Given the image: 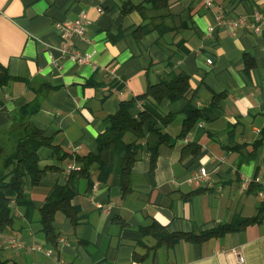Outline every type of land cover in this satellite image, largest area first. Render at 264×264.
<instances>
[{
  "label": "crops",
  "instance_id": "1",
  "mask_svg": "<svg viewBox=\"0 0 264 264\" xmlns=\"http://www.w3.org/2000/svg\"><path fill=\"white\" fill-rule=\"evenodd\" d=\"M146 0H0V64L13 77L0 84V131L9 128L13 113L45 94L32 117L34 125L52 144L72 155L97 151V137L110 125L122 100L143 94L150 82L171 68L167 59L177 51L175 67L190 74L188 97L158 102L137 99L131 112L148 111L157 119L175 113L158 128L177 137L162 143L151 169L149 146L159 135L146 126V139L132 169V189L124 193L120 174L107 180L97 175L99 164L89 159L60 158L40 137H26L24 145L50 168L28 191L37 207L43 206L57 184L65 183L69 163L88 169L94 185L79 180L80 192L72 204L79 207L78 222L56 213L54 225L65 244H54L37 219L29 221L19 207L13 225L0 232V260L5 264H235L234 248L247 264H264V217L236 231L200 242L185 238L158 244L144 233L154 222L169 235L210 230L237 217H253L264 202V29H241L236 36L218 26L217 12L205 0H169L168 7L122 12L124 2ZM237 16L261 10L264 0H216ZM101 7L100 11L98 8ZM86 10L92 19L86 37L74 35V46L92 55L81 64L64 53L65 37L57 22L74 19ZM163 14V16H161ZM155 16V18H152ZM164 22L137 37L139 25ZM120 32L122 35L118 38ZM161 36L160 43H157ZM212 58V62L208 59ZM49 86L42 85L45 83ZM219 98L215 101V96ZM192 98L206 116L186 136L181 134L183 109ZM215 101V102H214ZM198 153H193L194 145ZM200 167L212 184L199 186L188 178ZM259 177V180H255ZM30 180V178H29ZM96 186V188H95ZM95 188V189H94ZM24 244H42L51 254L11 247L7 238Z\"/></svg>",
  "mask_w": 264,
  "mask_h": 264
},
{
  "label": "trees",
  "instance_id": "2",
  "mask_svg": "<svg viewBox=\"0 0 264 264\" xmlns=\"http://www.w3.org/2000/svg\"><path fill=\"white\" fill-rule=\"evenodd\" d=\"M169 0H146L138 4L133 1L124 2L122 5V12L124 14L139 10L146 18L147 11H158L168 7ZM163 16V14L161 15ZM155 18V16H152ZM155 23V25L144 24L139 25L134 31L135 35L139 37L154 28H160V35L166 33L163 29V24ZM122 35L120 32L118 38ZM161 36L157 43H160ZM181 57V54L174 51L169 54L167 63L171 68L168 72L163 74L159 81L150 82L146 91L131 99L122 100L118 111L110 116V125L97 137V151H90L85 155L74 154L62 151L60 146L52 144V137L45 136L41 129L37 128L32 117L38 113L41 107L42 97L34 83H30L32 88L38 91L39 96L30 103L20 106L13 113V121L9 128L0 131V232L7 231L14 223L15 213L12 207V200L15 199L19 207L24 208L25 217L31 222L35 219L43 224V232L46 237L54 244L58 243L60 235L58 229L54 225L56 213L62 211L74 223L78 222L77 214L79 207L72 204V199L80 192L79 180L84 178L87 180L88 186L94 185V180L91 172L82 168L74 169L68 180L63 184H57L50 196L47 197L45 203L41 207H37L31 198L28 191L30 186L38 185L41 181L43 174L50 168V165L43 166L41 159L35 152H30L23 143L26 137H40L44 143L54 147L60 153V158L66 157L76 158L77 161L89 159L91 162L99 164V172L97 177L100 180H107L113 173L120 174V186L124 193H128L131 189L132 182V169L134 163L140 157V151L146 144V126L148 125L151 131H156L159 135V142L156 146H149L151 158V169L156 165V160L159 155V148L162 143H169L173 145L177 137H172L169 133L164 132L158 128L159 122L163 125L171 122L175 113L157 119L153 114L144 110L139 111L137 114L131 112L132 107L135 106L137 99L152 97L160 102L165 98L170 100H177L179 98L188 97L192 91L190 83V74L181 67H175L174 58ZM13 77L9 74L6 67L0 64V84H3ZM49 87L46 82L42 83ZM219 98L215 96V101ZM214 101V102H215ZM185 119L181 134L178 137L186 136L193 126L204 120L208 119L206 116L205 108L196 106L192 98L183 109ZM200 146L194 145L192 148L193 153H198ZM30 178V180H29ZM264 217V202L259 207V212L253 217H237L232 222L218 223L210 230H201L200 232H178L169 235L162 231L163 226L154 222L148 229H144V233H153L158 238V244L164 240L167 242H177L182 238L200 242L212 236H222L227 232L236 231L245 226L260 222ZM0 264H5L0 260Z\"/></svg>",
  "mask_w": 264,
  "mask_h": 264
},
{
  "label": "built area",
  "instance_id": "3",
  "mask_svg": "<svg viewBox=\"0 0 264 264\" xmlns=\"http://www.w3.org/2000/svg\"><path fill=\"white\" fill-rule=\"evenodd\" d=\"M206 6L217 12L218 23L216 26H210V32L214 31L216 27L226 30L230 35L236 36L239 34L241 29L249 30L253 33H259L264 29V14L261 10H255L252 13L242 14L237 16L229 15L228 9L217 2L216 0H205ZM100 11L101 7L98 8ZM92 24V19L86 10H81L74 19L64 20L57 22L56 26L62 31L65 41H64V53L67 54L71 59L81 63H90L92 61V53L89 51H81L74 46L72 37L74 35H80L83 38L86 37L87 30ZM212 58L208 59V62H212ZM77 166L74 163H69L67 165V170L70 173ZM255 180H259L256 177ZM190 183H195L199 186H210L212 184L210 173L205 167H200L196 172H194L189 178ZM96 188V186H95ZM94 188V189H95ZM12 207L14 213L19 212V206L15 199L12 200ZM8 244L11 247H27L29 251H42L48 254L53 252V249L42 244H24L22 240L15 237L7 238ZM58 241L60 244H65V235H59ZM233 252L236 256L235 264H247L246 256L238 248H234Z\"/></svg>",
  "mask_w": 264,
  "mask_h": 264
}]
</instances>
